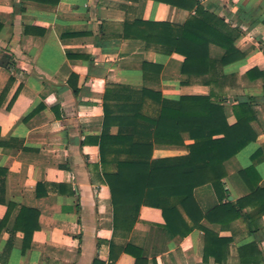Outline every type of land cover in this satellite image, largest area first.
<instances>
[{
	"label": "crops",
	"instance_id": "obj_1",
	"mask_svg": "<svg viewBox=\"0 0 264 264\" xmlns=\"http://www.w3.org/2000/svg\"><path fill=\"white\" fill-rule=\"evenodd\" d=\"M51 1L0 0V264H136L124 250L128 244L141 249L148 264H264L261 203L250 204L226 225L203 220L222 241L210 247L208 256L204 231L174 236L157 208L143 206L128 236L116 232L104 177L115 167L103 166L96 143L109 87H129L143 99L142 113L152 118L160 105L150 96L142 98L144 90L168 99L215 93L230 125L237 123L233 107L240 102L252 105L256 115L257 140L225 163L229 200L250 193L240 176L248 167L256 169L264 188V76L248 75L254 68L264 73V0H180L198 2L224 20L223 30L236 37L235 46L245 55L220 65L225 50L211 45L210 73L189 83L182 56L125 38V25H183L196 8L161 0ZM185 142L193 141L186 137ZM187 154L186 146H158L154 158ZM194 195L205 214L220 205L211 184L196 188ZM23 207L40 213V228L28 248L23 223H18Z\"/></svg>",
	"mask_w": 264,
	"mask_h": 264
},
{
	"label": "trees",
	"instance_id": "obj_2",
	"mask_svg": "<svg viewBox=\"0 0 264 264\" xmlns=\"http://www.w3.org/2000/svg\"><path fill=\"white\" fill-rule=\"evenodd\" d=\"M161 1L188 10L196 8V14H191L183 25L153 21L126 23L125 38L144 40L149 48L156 47L167 56H182V74L189 77L187 83L210 73L213 65L211 45L225 50V55L218 61L220 65H229L245 57L235 46L236 37L227 29L223 30L226 27L224 20L208 13L198 2L185 5L180 0ZM2 28L0 25V31ZM135 29L140 33L132 34ZM148 67L145 63L144 68ZM156 68L159 72L163 69L160 65ZM255 73L264 76L258 68L250 70L248 75L252 78ZM128 91L130 88L124 85L107 89L103 132L96 140L103 166L107 169L115 167V171H107L104 176L110 190L115 231L128 236L138 222L143 206L157 208L162 211L165 228L174 236L185 237L194 228L204 231L205 255L208 256L210 247L222 241L202 225L203 220L226 225L241 218L243 210L250 204L264 205V188L259 186L260 177L254 167L240 172L250 193L238 201L229 200L224 182L227 176L225 163L257 140L252 128L256 119L252 105L247 102L235 105L233 112L237 123L230 125L223 100H214L215 93L168 99L161 93L144 90L142 98L150 96L160 105L157 117L152 118L142 113L143 99ZM113 127L119 128L117 134H112ZM186 137L193 142L186 145ZM158 146H186L188 154L156 159L154 151ZM207 184L214 187L220 205L205 214L194 191ZM180 208L193 226L185 220ZM39 216L36 209L23 207L20 211L18 223H23L20 228L25 232V248L40 228ZM124 250L136 258V264H148L141 249L128 244Z\"/></svg>",
	"mask_w": 264,
	"mask_h": 264
},
{
	"label": "water",
	"instance_id": "obj_3",
	"mask_svg": "<svg viewBox=\"0 0 264 264\" xmlns=\"http://www.w3.org/2000/svg\"><path fill=\"white\" fill-rule=\"evenodd\" d=\"M231 199V198H230Z\"/></svg>",
	"mask_w": 264,
	"mask_h": 264
}]
</instances>
